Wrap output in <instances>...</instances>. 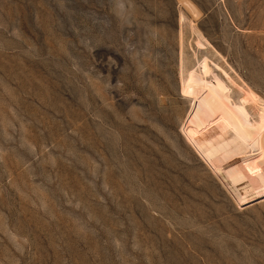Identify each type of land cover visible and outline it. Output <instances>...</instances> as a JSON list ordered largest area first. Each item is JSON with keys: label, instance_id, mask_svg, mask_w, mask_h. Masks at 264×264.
Masks as SVG:
<instances>
[{"label": "rangeland", "instance_id": "obj_1", "mask_svg": "<svg viewBox=\"0 0 264 264\" xmlns=\"http://www.w3.org/2000/svg\"><path fill=\"white\" fill-rule=\"evenodd\" d=\"M0 264H264V0H0Z\"/></svg>", "mask_w": 264, "mask_h": 264}]
</instances>
